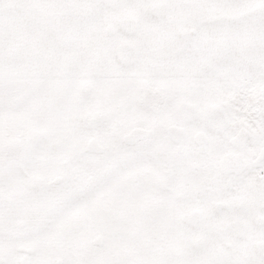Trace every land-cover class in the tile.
Masks as SVG:
<instances>
[{
	"label": "snow or ice",
	"instance_id": "6c2138e0",
	"mask_svg": "<svg viewBox=\"0 0 264 264\" xmlns=\"http://www.w3.org/2000/svg\"><path fill=\"white\" fill-rule=\"evenodd\" d=\"M0 264H264V0H0Z\"/></svg>",
	"mask_w": 264,
	"mask_h": 264
}]
</instances>
